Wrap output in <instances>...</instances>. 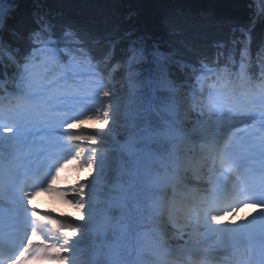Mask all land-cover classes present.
Masks as SVG:
<instances>
[{"label":"snow or ice","instance_id":"obj_1","mask_svg":"<svg viewBox=\"0 0 264 264\" xmlns=\"http://www.w3.org/2000/svg\"><path fill=\"white\" fill-rule=\"evenodd\" d=\"M15 7L14 0H0V33L10 32L13 39L27 43L21 56L20 48H12L0 37V60L5 68L14 65L16 69L11 98L0 97V192L7 187L16 208L9 216L0 214V264H77L75 257L80 254L82 240L74 238L95 231L94 203L105 172L106 157L92 146L98 142L103 145L113 131L122 101L105 83L100 62L92 57L79 34L71 29L64 33L79 46L62 44L55 36V25L37 11L33 13L36 27L25 36L10 28ZM237 42L238 49L229 50L227 55L218 53V57H225L223 64L217 61L211 68L201 62L198 71L194 65L175 60L174 52H164L156 46L149 52L142 47L132 48L129 83H136L132 69L141 61L154 62L156 75L147 77L140 85L142 91L134 93V99L125 104V115L130 111L131 126L138 131L122 145L127 163L103 193L109 207L119 212L108 218V227L117 241L127 236L126 250L135 252L138 246L137 226L155 216L167 214L171 218L182 213L194 222L193 232L195 225H201L205 235L228 238L239 250L238 264H264V41L255 55L250 34L232 43ZM172 63L196 72L194 84L183 95L184 107L203 117L197 121L199 135L195 143L181 134L174 120L180 89L168 72ZM212 77L206 88V80ZM5 83L0 80V87ZM161 89L169 95L161 94ZM162 113L173 119L164 120ZM97 121L99 129L84 128L87 122ZM37 122L47 127L31 131L30 125L34 127ZM240 123L245 127L240 128ZM105 128L107 133L96 134ZM37 135L45 140L36 144ZM29 141L39 151L34 158L27 157L32 162L26 163L20 146H28ZM182 144L186 145L184 159L199 166L206 176L207 189L199 200L155 198L163 183L142 171V158L156 156L165 167L171 161L175 169ZM85 169L90 177L95 174L90 184L79 179L78 174ZM69 171L77 174L71 188L54 189V184L64 182L62 174ZM53 192L64 197L83 224L73 223L75 216L57 217L32 207L39 193ZM244 207L256 209L247 223L215 227L224 215L235 217ZM233 223L229 220V224ZM252 246L257 253L244 250ZM84 264L132 262L118 250L110 249L103 260L93 256Z\"/></svg>","mask_w":264,"mask_h":264},{"label":"trees","instance_id":"obj_2","mask_svg":"<svg viewBox=\"0 0 264 264\" xmlns=\"http://www.w3.org/2000/svg\"><path fill=\"white\" fill-rule=\"evenodd\" d=\"M16 9L14 15L16 22L9 21V25L10 28L16 29L25 36L36 27L33 23V13L37 11L46 15L55 25V36L62 44L67 43L69 47L75 45L71 35H64L66 30L71 29L79 34L92 57L100 62L99 69L108 77L110 90L115 89L116 97L119 96L118 82L122 76L121 71H123L121 62L128 63L133 47H142L149 52L156 46L161 51L174 52L175 60L194 65L198 71L201 62L210 63L214 67L217 61L223 64L225 57H218V53L223 51L227 55L229 50L238 49L239 42L236 44L232 42L233 40L239 41L246 33L252 38L253 55L264 41V12L254 22L258 6L252 0H19ZM0 36L12 48H20L19 55L25 54L27 45L12 42V39L5 33H0ZM219 45H224V47L221 48ZM148 60H151V57ZM3 65L4 61L0 60V80L6 81L4 86L0 87V93L10 90V84L3 71L6 70L11 77L15 71ZM150 70L155 73V76L154 62L141 61L133 65L132 80L136 83L130 84L128 78V84L132 88L130 100L134 99V93L138 95L142 91L140 85L148 77ZM129 71L130 69H128V74ZM168 72L171 79L177 83V87L179 85L178 88L182 93L185 94L191 89L193 75L196 74L191 67L180 69L172 63L168 65ZM160 93L165 96L169 95L164 89H161ZM178 98L179 96H176V103L181 101ZM131 107L132 105H129V110ZM192 111L194 110L187 111V118L182 116L184 127L194 125L195 118L192 116ZM161 115L164 120L170 119L166 113ZM119 118L120 116H117L113 133L115 138L128 141L129 137L138 131V128L131 126L130 111L123 121ZM123 123H125L124 126ZM92 147L97 148L106 157L103 182L98 185L97 199H100L104 197L105 184L117 176L121 169L111 166V156L119 155L120 159L126 162L128 157L125 153H119L116 147H110V143L104 146L98 142ZM157 167L156 156L142 158V171L148 177V172L151 169H158ZM98 207L105 218L116 217L118 214V211L107 208L103 202H96L92 223L99 221L100 216L96 214ZM148 221L149 223L146 221L137 228L158 225L160 219L152 217ZM173 235L171 234V238H174ZM86 236L92 235L87 231L83 237ZM108 237H111L110 231ZM207 237L211 238L213 235ZM100 238L99 235L94 236L96 241ZM99 259H104L102 253Z\"/></svg>","mask_w":264,"mask_h":264},{"label":"rangeland","instance_id":"obj_3","mask_svg":"<svg viewBox=\"0 0 264 264\" xmlns=\"http://www.w3.org/2000/svg\"><path fill=\"white\" fill-rule=\"evenodd\" d=\"M122 63V69L121 70H123V71H121V77H120V79H119V82H118V84H119V88L118 89H120V93H119V96L120 97H118L121 101H122V106H121V109L122 108H124V106H125V103L126 102H128L129 100H130V97H132V88L129 86V84H128V78H129V74H128V69H129V65H128V63L127 62H125V61H123V62H121ZM126 67H127V69H126ZM154 72L152 71V70H150V72H149V74H148V77L151 75V76H154ZM178 87H179V85H178ZM183 93H180L179 94V99H181V101H182V105H180L181 107L180 108H178V113H180L181 112V110L180 109H185V107H184V105H183ZM178 107V106H177ZM178 113H176V115H175V118H174V120H175V122L176 123H180V121H182V119H181V116L179 117V115H178ZM119 115H121V112H120V114ZM121 117V116H120ZM170 119H172V118H170ZM120 121H123V119H121ZM87 126H85V128H86ZM88 129V128H87ZM107 129L105 128L104 130L103 129H101V131L99 132V133H96V134H99V135H102L103 133L105 134V133H107ZM103 134V135H104ZM115 137V134L113 133V131L111 132V133H109L108 134V136H107V139L106 140H104V142H103V144H108V142H111V140H112V138H114ZM112 162H115V159H112ZM77 175V174H76ZM79 179L81 180V181H83L84 180V177L82 176V173L80 172L79 174ZM66 176H67V178H66V185H67V187H65V189H70L71 188V186L73 185V179L71 178V175H70V172H66ZM195 182L197 183V184H203L204 182H205V180L204 179H199V181H197V180H195ZM88 192V189L86 188L85 189V193H87ZM39 205V206H41V208L40 209H38L40 212H43V213H54L57 217H64V216H67V217H73V216H75L73 213H65V212H61V213H57L56 212V207L54 206V204H53V202L51 201V200H49V199H47V198H45L44 196H40L39 198H38V200L36 201V202H34V204H32V207H35L36 205ZM37 207V206H36ZM76 217V216H75ZM223 219H225V217L223 216ZM247 219H249V218H246V217H243V216H241L240 218H231L230 220H234L235 222L236 221H238V220H243V221H245V220H247ZM73 223H78V222H81L82 223V221H80L79 220V218L78 217H76V220L75 221H72ZM234 224V223H233ZM233 224H231V225H233ZM181 228H183V226H181ZM138 240V239H137ZM136 240V241H137ZM121 241H122V238H121V240H119V241H117L118 242V244H120L121 243ZM137 243V242H136ZM199 243H200V245H203V246H206L207 245V243H208V241H206V240H203V239H199ZM137 248H136V250L138 249V248H140L139 247V243H137ZM207 247V246H206ZM226 249H230V247H228V246H226V247H222V248H212V247H210V249H199V248H197V250L196 251H199L200 250V252H215V251H218V250H226ZM80 252H81V248H80ZM84 254H88V252H85ZM136 254L137 253H135V261L137 260V257H136ZM68 255H70V253L68 254ZM124 259H125V257H124Z\"/></svg>","mask_w":264,"mask_h":264},{"label":"bare ground","instance_id":"obj_4","mask_svg":"<svg viewBox=\"0 0 264 264\" xmlns=\"http://www.w3.org/2000/svg\"><path fill=\"white\" fill-rule=\"evenodd\" d=\"M201 178V177H200ZM192 189H189V191H191ZM182 199H183V201L184 200H187V198H188V196L184 193L183 195H182ZM241 211V210H240ZM238 213V212H237ZM237 215V214H236ZM224 216H226V215H224ZM228 217H230V215H227ZM212 258L214 259V260H216L217 261V263L218 264H229V262H230V260H231V258H232V255H231V253L230 252H228V253H223V252H221V251H219V252H217L216 254H214L213 256H212ZM203 260H206V259H204L203 258ZM200 261V260H199Z\"/></svg>","mask_w":264,"mask_h":264}]
</instances>
